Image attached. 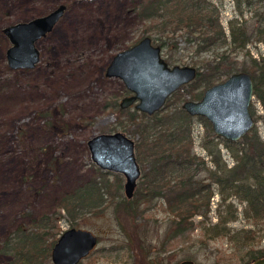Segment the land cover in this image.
I'll use <instances>...</instances> for the list:
<instances>
[{"label": "rangeland", "instance_id": "374dc122", "mask_svg": "<svg viewBox=\"0 0 264 264\" xmlns=\"http://www.w3.org/2000/svg\"><path fill=\"white\" fill-rule=\"evenodd\" d=\"M145 1L0 0L1 244L17 228L24 226L30 231L39 222L41 233L47 230L44 240L48 244L69 226L94 231L99 238L98 243L78 264H173L189 255H194L192 258L201 264L244 262L239 253H234L232 243L225 236H215L207 243L198 242L196 238L204 235L199 225L176 233L172 214L163 198L140 202L135 222L131 218L123 222L122 216L118 215V202L126 198L125 176L121 172L101 168L91 158L87 140L95 133L118 129L126 131L136 142L140 139V134L134 132L136 122L129 118L118 119L115 108H112L130 91L123 78L106 74V66L113 54L146 34L156 44H160L163 38L169 40L161 51L169 64L201 66L214 58L217 52L230 48V42H227L198 50L180 33L161 36L157 26L167 15L163 13L150 18L140 15L138 11ZM212 1L220 8L221 24L229 33V18L237 15L236 0ZM60 3L67 5L66 10L55 27L38 40L40 57L36 65L11 67L6 55L11 41L3 27L45 14ZM256 10L264 11V0L245 6L241 15L252 35L244 48L238 46L230 53V58L237 61L236 71L241 69L243 61L249 60L250 55H245L247 50L256 57L264 51V41L258 39L259 34L255 31L261 22L260 15L254 13ZM229 75L222 73L211 83L224 80ZM208 85L202 83L194 90L202 94ZM184 95L192 98L188 91ZM185 98H172L164 107L174 110ZM253 102L257 112L261 113V102L255 97ZM126 107L129 108L128 113L138 109L141 117L146 116L134 104ZM140 116L135 119L140 121ZM194 116L191 124L193 148L208 161L209 167H213L215 162L203 145L207 128L197 115ZM255 124L264 139V121L259 119ZM214 141L221 151L220 161L227 166L232 165L235 158L223 140L214 137ZM210 146L215 147L212 143ZM145 155L142 153L143 158ZM139 161L145 173L146 162ZM100 170H108V173L103 176L99 174ZM116 173L122 177V184L115 198L111 199L108 192L104 193L103 202L109 203L102 210L95 212L86 207L72 215L62 206L64 196L85 182L95 177L114 181ZM218 198L219 194L215 192L209 213L212 222L218 218ZM228 199L233 200L239 210L238 217L229 224L235 228L251 225L241 210L245 202L236 196ZM43 216L46 223L41 222L43 219L40 217ZM200 218L201 215H195L193 220L198 223ZM261 231L264 232L263 226ZM260 244L264 246V237ZM51 255L50 250L36 264H55ZM12 259L10 254L0 252V264H11Z\"/></svg>", "mask_w": 264, "mask_h": 264}, {"label": "trees", "instance_id": "16d2710c", "mask_svg": "<svg viewBox=\"0 0 264 264\" xmlns=\"http://www.w3.org/2000/svg\"><path fill=\"white\" fill-rule=\"evenodd\" d=\"M255 1L257 0H236L237 15L229 18V33L221 24L220 8L212 0H146L141 3L138 12L144 17L150 18L163 13L167 15L162 17L161 25L157 26L161 36L180 33L185 36L186 41L196 45L198 50L227 42H230V48L228 46L222 49L214 58L197 66V77L173 91L166 103L155 112L143 111L146 116L141 117L138 109L128 113L126 111L129 108L121 107L120 102L112 107L115 108L118 119L129 118L136 122L134 132L140 134V139L135 144L137 159L139 157L146 162L145 173L141 168L142 177L140 176V183L137 182L134 195L126 196L118 202V215L122 216L123 222L129 218L135 222L140 202L163 198L172 214L171 221L176 233H183L199 225L204 235L196 238L198 242L207 243L215 236H225L232 243L234 253H239L244 262L264 255V246L260 244L264 237V232L261 231L262 226L264 227V139L258 125L255 124L242 138L230 139L215 133L211 121L206 116L197 115L207 128L203 135V145L208 148V154L215 162L213 167H209L208 161L193 148L191 124L195 116L181 105L174 110L164 106L168 105L172 98H185L187 91L191 93L192 98L197 99L202 95L195 92L197 86L202 83L211 85L222 73L230 74L237 70V61L230 58V53L238 46L244 48L250 40L252 34L245 25L246 19L241 15L244 14L245 6L252 5ZM254 13L261 17L255 31L259 34L258 39L264 41V11L256 10ZM168 42L169 40L163 38L160 45ZM245 55L250 57L249 60L243 61L241 69L252 73L253 92L263 107L261 113L257 112L256 104L252 101L250 110L256 121H264V51H261L259 57L253 56L250 50H247ZM138 116L140 121L135 119ZM214 137L223 140L230 150L231 156L235 158L232 165L227 166L225 162L220 161L221 151L216 147ZM211 143L217 150L210 146ZM142 153H146V158L142 157ZM106 173L108 170H100L99 174L104 176ZM121 180L122 177L118 173L114 181L95 177L73 193L65 195L62 206L72 212V215L86 207L95 212L102 210L103 206L109 203L103 202L104 193L108 192L111 199L115 198L122 184ZM215 192L219 194L218 218L212 222L209 213ZM234 196L245 202L241 210L251 225L235 228L229 224L239 214L237 204L228 199ZM195 215L202 217L198 223L193 220ZM44 217H40L43 219L42 223H46L47 219L44 220ZM38 226L39 222L30 231L24 226L19 227L2 240L0 252L12 256L11 264H36L49 254L55 240L48 244L44 240L47 230L41 233ZM194 242L195 237L192 243ZM192 257L194 255H189V258Z\"/></svg>", "mask_w": 264, "mask_h": 264}, {"label": "water", "instance_id": "95a60500", "mask_svg": "<svg viewBox=\"0 0 264 264\" xmlns=\"http://www.w3.org/2000/svg\"><path fill=\"white\" fill-rule=\"evenodd\" d=\"M66 6L60 3L45 14L19 20L3 27L11 44L6 48L7 61L13 68L33 67L40 57L38 40L52 30L63 16ZM162 46L148 34L129 47L113 54L106 74L123 78L131 91L125 94L120 106L134 104L148 113L160 109L169 95L182 84L197 77V65L169 64L161 54ZM251 72L239 69L209 85L198 98L187 97L181 106L193 115L206 116L214 132L230 139H239L255 125L250 107L255 97ZM91 158L103 169L124 174V191L132 197L141 176V164L135 151L136 140L126 131H103L87 140ZM52 261L55 264H78L81 258L97 245L98 236L90 228L69 226L55 239ZM174 264H201L186 257ZM217 264V263H216ZM238 264H264V255Z\"/></svg>", "mask_w": 264, "mask_h": 264}, {"label": "flooded vegetation", "instance_id": "af4514ba", "mask_svg": "<svg viewBox=\"0 0 264 264\" xmlns=\"http://www.w3.org/2000/svg\"><path fill=\"white\" fill-rule=\"evenodd\" d=\"M131 92L129 91V93H127V94H130ZM125 95V94H124Z\"/></svg>", "mask_w": 264, "mask_h": 264}]
</instances>
